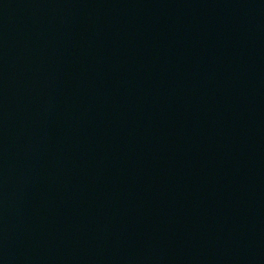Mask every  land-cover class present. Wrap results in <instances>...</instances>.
Returning a JSON list of instances; mask_svg holds the SVG:
<instances>
[{"label":"water","instance_id":"water-1","mask_svg":"<svg viewBox=\"0 0 264 264\" xmlns=\"http://www.w3.org/2000/svg\"><path fill=\"white\" fill-rule=\"evenodd\" d=\"M0 264H264V0H0Z\"/></svg>","mask_w":264,"mask_h":264}]
</instances>
